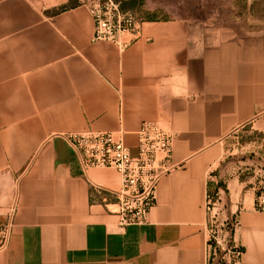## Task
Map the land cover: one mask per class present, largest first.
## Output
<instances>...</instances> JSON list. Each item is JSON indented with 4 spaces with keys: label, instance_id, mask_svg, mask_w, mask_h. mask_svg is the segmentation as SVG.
Segmentation results:
<instances>
[{
    "label": "crops",
    "instance_id": "0c3cea01",
    "mask_svg": "<svg viewBox=\"0 0 264 264\" xmlns=\"http://www.w3.org/2000/svg\"><path fill=\"white\" fill-rule=\"evenodd\" d=\"M0 0V264H208L206 198L238 214L241 264H264V0H147L140 37L94 41L82 0ZM173 135L146 223L119 225L67 139L142 123ZM112 208V207H110Z\"/></svg>",
    "mask_w": 264,
    "mask_h": 264
},
{
    "label": "built area",
    "instance_id": "2783aa9c",
    "mask_svg": "<svg viewBox=\"0 0 264 264\" xmlns=\"http://www.w3.org/2000/svg\"><path fill=\"white\" fill-rule=\"evenodd\" d=\"M94 20V41H108L121 49L140 37L144 18L125 9L118 0L87 2ZM138 153L133 155L123 138L113 131H74L67 139L78 154L85 173L90 168H113L121 176L118 188L89 179L90 191L101 196V202L119 217V225L146 223L157 201V181L165 170L172 151L173 135L151 121L139 129ZM255 208L264 211V171L253 185ZM206 234L208 264H241L244 250L234 234L240 226L238 214L221 216V199L213 192L206 198ZM112 207V208H110ZM8 230L0 234V248L7 241Z\"/></svg>",
    "mask_w": 264,
    "mask_h": 264
},
{
    "label": "rangeland",
    "instance_id": "374dc122",
    "mask_svg": "<svg viewBox=\"0 0 264 264\" xmlns=\"http://www.w3.org/2000/svg\"><path fill=\"white\" fill-rule=\"evenodd\" d=\"M83 2L87 3L93 0H82ZM121 2V5L125 9H132L134 10L139 16L146 17V13H140L144 11V5L146 4L147 0H118ZM78 2V0H70L69 4H73Z\"/></svg>",
    "mask_w": 264,
    "mask_h": 264
}]
</instances>
